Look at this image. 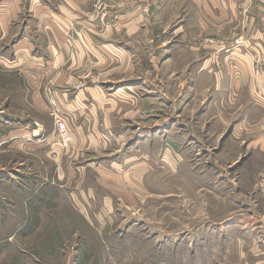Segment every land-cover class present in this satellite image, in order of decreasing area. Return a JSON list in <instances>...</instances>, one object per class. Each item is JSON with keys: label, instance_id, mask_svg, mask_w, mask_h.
<instances>
[{"label": "rangeland", "instance_id": "374dc122", "mask_svg": "<svg viewBox=\"0 0 264 264\" xmlns=\"http://www.w3.org/2000/svg\"><path fill=\"white\" fill-rule=\"evenodd\" d=\"M149 3L153 23L142 46L130 45L124 83L145 82L138 99L152 94L162 101L141 112L146 135L129 127L137 121L128 122L126 145L142 142L139 155L163 168L111 200L100 170L84 191L59 181L40 190L38 180L57 171L52 141L65 154L72 147L69 122L64 145L54 90L45 88L47 113L29 105L26 79L10 65V39L0 40V264H264V54L248 39L252 25L216 16L202 0ZM95 6L88 15L98 23ZM133 11L123 9L119 18ZM119 18H110L106 31ZM31 118L40 119L46 137L6 136L33 130ZM39 148L50 150L43 164ZM126 157L129 171L140 158Z\"/></svg>", "mask_w": 264, "mask_h": 264}, {"label": "crops", "instance_id": "0c3cea01", "mask_svg": "<svg viewBox=\"0 0 264 264\" xmlns=\"http://www.w3.org/2000/svg\"><path fill=\"white\" fill-rule=\"evenodd\" d=\"M96 1L6 0L0 6V40L6 37L10 39V65L26 79L23 88L29 92L27 96L31 101L28 100V104L40 113L50 111L45 94V88H50L54 90L59 116L69 122L72 147L65 154L52 141L50 150L56 156L50 158L56 163L57 171L54 177L38 180L43 184L40 190L44 192L45 185L59 181L66 185H76L78 190L84 191L86 186L94 185L95 178L101 172L106 174L107 200H111L116 197V193L125 195L128 185H143L144 173L150 175L163 168H158L157 163H151L152 156L139 155L143 148L142 142L126 145L132 133L125 127L129 121L135 120L137 122L129 127L133 132L146 135L144 130L148 131V128H142L140 124L141 112L148 108L152 100H156L158 106L162 100L152 94L138 99L139 91L146 89L145 82L135 85L124 83L131 62L128 56L130 45L135 48L142 46L150 27L148 22L151 25L153 23L147 15L149 0H106L110 4L122 3L134 9L130 14L120 17L118 22H113L109 31H106L109 20L96 23L88 15ZM207 3L216 16L217 13L221 16H239L244 18L245 24L252 25L248 39L254 43V51L264 54V0H202V8H207ZM205 71L206 67H200V72ZM134 98L135 103L132 101ZM128 108L131 111L128 112ZM31 119L36 122L33 130L28 127L21 130L22 133H16L17 130L12 129L6 136L13 139L23 136L27 140L33 136L46 137L48 132L39 123L40 119ZM173 128L172 125L166 128L167 133ZM52 137L48 135L50 141ZM27 145L32 147L31 144ZM116 148L119 150L114 152ZM50 150L38 149V163H44ZM102 153L110 154L98 162L95 156ZM126 154L140 158H133L135 162L130 166H135L129 168V171L127 162L122 164L127 158ZM138 161L140 164H137ZM168 163L174 165V158ZM63 169H67L68 173ZM30 179L31 176L24 177L23 181L27 183ZM116 183L119 184L117 188L114 187ZM88 190V200H95L94 192ZM35 210L40 211L39 208Z\"/></svg>", "mask_w": 264, "mask_h": 264}, {"label": "built area", "instance_id": "2783aa9c", "mask_svg": "<svg viewBox=\"0 0 264 264\" xmlns=\"http://www.w3.org/2000/svg\"><path fill=\"white\" fill-rule=\"evenodd\" d=\"M97 10L98 15L97 18H100L102 21L109 20L110 18H114L115 20L119 18L120 12L123 9H126L127 6L124 4H109L106 0H97ZM128 8V7H127ZM91 19H93L91 17ZM55 124L59 133V137L61 142L64 145L70 141V135L68 132L67 124L65 121L58 115H55Z\"/></svg>", "mask_w": 264, "mask_h": 264}]
</instances>
